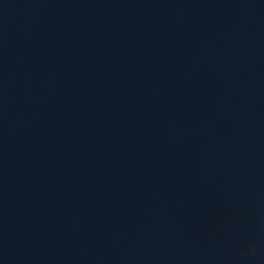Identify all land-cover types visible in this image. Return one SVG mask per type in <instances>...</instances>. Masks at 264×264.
I'll return each instance as SVG.
<instances>
[{"label":"water","instance_id":"1","mask_svg":"<svg viewBox=\"0 0 264 264\" xmlns=\"http://www.w3.org/2000/svg\"><path fill=\"white\" fill-rule=\"evenodd\" d=\"M0 264H264V0H0Z\"/></svg>","mask_w":264,"mask_h":264}]
</instances>
